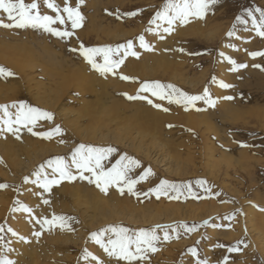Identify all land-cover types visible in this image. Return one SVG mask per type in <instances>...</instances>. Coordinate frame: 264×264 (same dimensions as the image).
Wrapping results in <instances>:
<instances>
[{"label":"bare ground","instance_id":"1","mask_svg":"<svg viewBox=\"0 0 264 264\" xmlns=\"http://www.w3.org/2000/svg\"><path fill=\"white\" fill-rule=\"evenodd\" d=\"M220 10L218 6L217 10H212L211 14L207 13L204 18H192L187 24L174 25L175 31L172 33H162V29L148 32L147 28L144 29L142 25L140 31L148 37L149 44L153 46L152 50L145 52L141 50L137 59L126 58L119 69L124 75L137 77L136 81H124L119 76L108 78L106 77L107 74L101 75L84 63H79V68L72 71L70 66L74 62L65 60L62 53L54 51L55 45L53 44L52 50H46V52L48 51L46 54L50 64L53 63L54 65L52 70H54V74H57V77L50 82L46 75L41 78L45 70L41 72V75L36 74L38 69L37 50L32 49L28 53L27 48L23 46L24 42L21 43L25 38H21V42L16 38H13L16 39L15 41L10 40L11 36H14L13 33L12 35L11 33L3 34L7 31L2 33L0 29V52H11L10 55L0 56V60L6 65H10L9 68L12 67L15 73L6 79L0 77V104L9 105L8 111L14 114L16 108L12 107L13 102H18L19 98L24 96L28 98L31 106L54 114L52 120L39 119L34 127L29 125L32 127V132H29L27 127L20 126L18 134L13 135L5 128L6 136L0 130V163H2L0 176H3V178L0 177V184L15 183L18 196H23L25 204L32 209L29 213L20 209L18 205L12 206L11 193L7 195L8 191L5 192L0 189V216L12 213V217L9 218L10 227H13L11 228L12 232L18 233V235H14L10 233L11 231H7L5 253L0 252V257L11 259L16 264H63L60 259L65 260L64 264H71L73 252L70 251L67 243H72L75 246L91 248L107 264H125L124 261L117 262L115 257L105 256L103 250L96 249L93 244L90 245L87 239V237L89 238V230L120 226L122 220L131 222L136 227H145L148 224L161 222V218H154V214L153 216L145 215L143 211L123 213L118 207L122 204L121 200L126 202L128 199L125 197L127 188L125 187L123 194H121L120 187L123 185L113 184L105 193L95 183L81 179L75 165H72V150L78 145H89V143L94 142L97 148L100 144L104 148L114 146L118 150V154H112L118 160L127 154V156L140 161V166L134 168L130 173L132 178L141 175L148 166L152 169L153 174L142 182L148 191L156 187L155 182L158 179V173L153 171L155 169L159 172L160 168L163 167L165 170L162 169L163 174L167 177L173 175L183 179L195 171L194 167L191 168L193 165L190 164L194 160L197 161L198 165L209 168L213 162L211 156L215 155L214 149L218 151L211 141L210 134H219V131L215 129V124H213L214 121L210 120L209 114H204L201 117L196 112V105L185 108L183 104L169 103L168 100H159L151 96L150 93H142V95H148L154 103H160L163 108L168 109V111H164L163 108L158 109L153 104H149L147 100H128L123 93L135 95L138 88L137 81L144 80L172 81L182 91H184L185 85L192 90H201L204 75L201 77L199 75L197 78L194 76V78L190 73L191 71L187 67L190 56L186 52L190 42L183 41V38H203L208 42L210 41V44H216V47L221 50H227L229 46L227 38L230 37L227 34L228 24L233 15ZM228 18L230 19L228 22L223 21ZM114 26L117 27H113L112 40H123L131 34H135L134 30L126 31L119 24ZM161 33L164 35V39H160ZM26 42L28 43L27 40ZM201 45L203 46V44ZM28 46L30 47V44ZM23 47L26 52L22 50ZM181 48L185 51L181 52ZM5 53H1V55ZM11 54L14 55L11 56ZM218 56H220L219 51ZM221 56V60L216 63V69L218 74L226 80L227 72L224 69L226 56ZM38 66L41 65L38 64ZM215 85L218 99L224 100L223 97H226L225 90L218 85V82ZM231 103L233 102L223 101V108L217 107L215 110L220 112V116L218 113L215 116L229 115L231 120L237 113L240 115L244 113V109L237 112V106ZM205 110L207 109L205 108ZM0 116H3V111H0ZM0 124H3L2 121ZM57 125H60L63 131L52 135L51 138L34 134L48 132ZM168 125H173V127ZM201 125L203 130H201ZM197 131L199 136H196ZM197 139L200 142H197ZM229 145L230 150H228H233V145ZM54 153H57L58 156L67 153L66 157H69L67 163L71 165V170L76 175V179L62 180L59 184L52 185L50 191H44L36 182L35 173L40 171L42 176L46 173L48 178H53V168L49 167L48 162L53 161L50 156ZM199 159L204 160L205 163L198 161ZM111 161L116 163L114 159ZM231 161H226L228 167ZM39 162L43 164L45 172L38 167ZM108 168L110 167L108 166ZM212 168H216V166L213 165ZM219 169H216L217 173ZM227 172L226 170L225 175H228ZM84 175L90 176L91 174L85 172ZM56 176L58 177V173ZM25 177H28L27 181H25ZM140 185H135V188ZM176 186L180 188L178 184ZM135 188L134 192L139 194H129L139 198L141 193ZM161 196L159 202L164 204L167 196ZM45 200L48 203H44ZM149 202L143 206L146 210L152 207ZM13 209L17 210L13 211ZM210 212L213 213L212 210ZM54 214L68 217V227L61 228L45 224L42 228L41 223H37L38 220L42 222L44 217L51 219ZM24 215H28L29 220L27 222L23 218ZM203 215L206 216L203 213L200 217ZM177 217L183 219L199 218L192 211L187 216ZM255 217V213L250 211L248 223L250 230L255 233V236L251 235L253 237L252 243L258 246L259 250L262 251L261 255L264 256V227L261 226L264 221H256L257 217L256 219ZM173 218L175 216H168L165 221ZM15 222L19 223L18 226ZM36 232H41V235L35 236L34 233ZM213 234H210L209 237L214 236ZM21 237L25 239H21ZM84 250L83 256L86 264H95L86 249Z\"/></svg>","mask_w":264,"mask_h":264},{"label":"rangeland","instance_id":"2","mask_svg":"<svg viewBox=\"0 0 264 264\" xmlns=\"http://www.w3.org/2000/svg\"><path fill=\"white\" fill-rule=\"evenodd\" d=\"M25 2L30 3L31 0H25ZM38 2L40 4L41 14L55 15V12L52 9L47 8L43 0H38ZM54 2L63 7L65 0H54ZM69 2L73 7L77 4V0H69ZM165 2L166 0H83V3L80 4V11L85 19L82 23V27L75 29V35L70 38L71 40L60 39L41 29H34L31 27H0V29L2 33L7 31L3 34L11 33L12 35L13 33L14 36H11L12 38H10V40L15 41L17 39L21 42V38H25L21 43L24 42L23 46L27 48L26 51L28 53L32 49L37 50L38 69L36 70V74L41 75V72L45 70L43 75H41V78L46 75V77L48 76L47 79L51 82L57 77V74H54V70H52L54 65L53 63L50 64V61L47 59L46 53L48 51L46 52V50H52L53 44L55 45L54 51L62 53L65 60L71 61V63L74 62L70 66L72 71L79 68V63H84L90 66L78 51L74 52L71 50L73 48L78 49L81 42H83L87 47L104 45L115 46L118 44H124L127 40L131 39L133 40L135 51H138L139 53L141 50L144 52L149 51L140 47V42L137 39V37L142 34L140 27L143 25L144 29L155 28L156 26L154 24H150L149 21L152 20L157 11L163 8ZM218 6L221 9L220 11H225L233 15L232 20L229 18L223 20L227 22L230 20L228 24V33L230 31L233 32V35L227 38V41H229L227 50H221L216 47V44H214V46L213 44H210V41L208 42L203 38H183V41L187 40V43L190 42L186 48V52L188 54L200 53L198 55L189 54L190 62L187 67L191 71L190 73L196 78L199 75V77L204 75L202 78L203 87L201 90H192L189 86L185 85L183 88L184 92H187L189 95H201L203 94L204 89L207 88L211 98L215 100L214 107L206 104L203 100L195 102L197 114L201 117L204 114H209L210 120H212V122L214 121L213 124H215V129L219 131V134H210L212 139L211 141L218 149V151L214 149L215 155L211 156L213 162L209 168H205L203 165H198L195 160L190 162V164L193 165L191 168L194 167L193 169H195V171L188 175L187 178L184 177L183 179L173 175L167 177L163 174V171H165L163 167L160 168L159 172L155 169L153 171L158 173V179L155 182L156 186L159 185L162 180H166L175 185L178 184L180 186V188L177 187L179 189V193L170 190L166 195L167 198H165L166 200L163 204L159 202L162 196L159 195L158 197L155 192L148 191L142 183L144 180H140L136 185H142L135 188L141 193L139 198H136L134 197L135 195H131L128 191H125V193H127L125 197L128 199L126 202H122L124 200H121L122 204L118 207L123 213L129 211H143L145 215L153 216L154 214V218H161V222L148 224L145 227H136L131 222L128 223L126 220H122L121 224H119L120 227L129 229L130 233H135L141 228L151 229L156 225H179L181 222L187 223L189 226L196 224L198 227L192 232H187L183 228H180L178 238L177 233L173 232L172 229L169 228L168 230L171 235V239L169 240H163V228L157 229V235L161 237V240L158 241L156 245L157 251L149 252L147 259L139 261L138 264H196L197 257H194L192 253L188 251L191 247H196L199 252V258H207L209 264H224L223 258L225 256L229 257L227 264H264V256L261 255L262 251L259 250L256 244L252 243V236H255V233L250 230L248 223L250 211L251 213H255V216L257 217V219L255 217L256 221H264V56L258 55L252 57L249 55L251 52H264V37L258 35L256 27L252 22L253 16H249L247 11L248 9H251L257 22H259L260 12L256 11V9H264V0H221L220 3L212 7L211 11L214 9L217 10ZM136 9H143V11L135 17H127L123 15L125 12L134 11ZM211 11L208 13L211 14ZM238 16L241 17V19L237 20ZM0 19H3L5 23L9 22L6 15L2 12L0 13ZM158 23L162 22L158 21ZM117 24L121 25L126 31L134 30L135 34H131L123 40H112L113 36L111 37V35H114V28L117 27L114 25ZM54 26H67L70 29V22L67 25ZM3 28L4 30L2 31ZM144 37L149 43L148 37ZM29 44L31 48L28 46ZM201 44H203V46ZM24 47L22 50L25 49ZM122 51L123 50H121V54ZM218 51L220 56L221 53H223L224 57L226 56L224 59V69L227 72L226 80L218 74V70L216 69V63L221 60L220 58L222 57L218 56ZM1 53L5 52H0V56L4 57L6 55H10L11 52L2 55ZM12 55L14 54H11V56ZM228 57H231L237 63L246 64L247 67L232 71L231 69L233 65L229 61ZM133 58L137 59L136 57ZM97 60L102 63L101 57H97ZM38 64L41 66H38ZM0 65L5 66L6 64L0 60ZM253 65H261V67H254ZM6 66L9 68L10 65L7 64ZM10 69H12V67ZM118 70L117 74L114 75L108 73L106 77L114 78L118 76L120 77L121 74L124 75L123 72L120 70L119 72ZM228 74H230V76H228ZM228 77L230 78L227 81ZM220 81L233 85L231 88L222 87L228 95L227 96L225 94V96L233 97V99H218V95L215 91V84L218 82V85H220ZM141 82L143 81H137V89H139ZM161 82L164 84H168L169 82L173 84L172 81L168 80ZM177 88L179 87L177 86ZM26 98L27 97L24 96L20 97L18 101H25L27 104L31 105L28 102V98ZM227 100L229 102H233L231 104L237 106V112L244 109V113L241 115L237 113L238 115L236 114L231 120L229 119V115L219 117L220 112L218 113L215 110H217V107L222 109V102ZM205 108L207 110H205ZM217 113L219 116H215ZM200 127L201 130H203L202 125ZM0 129H3L1 131L5 133L3 124H0ZM196 136H199L198 131ZM197 142H200V140L197 139ZM94 143H89V145L97 147ZM229 144L233 145L232 148H234L231 151H229ZM78 146H76L72 152ZM98 148L104 147L100 144ZM113 153L118 154V150L116 149ZM220 153L226 154L227 156L222 154L220 155ZM57 156V153H54L50 157L54 160ZM59 156L64 157L65 162H68L69 157H66L67 153H63ZM113 159L115 161L118 160L116 156L112 154L108 159L103 161L104 166L107 168L108 166L111 167L115 163L114 161H111ZM227 160H232L229 167L226 164ZM198 161L205 163L204 160L199 159ZM37 165L41 169V165L43 164L39 162ZM213 165H215L216 168H212ZM1 166L2 163H0V167ZM217 168H220L218 173L216 172ZM41 170L45 172L44 166ZM226 170L228 171V175H225ZM1 171L3 172V170ZM0 177L3 178V176ZM200 180H205L207 183L201 185L198 183ZM4 184H7L8 187L3 188L2 191H8L7 195L11 193L12 206H17L16 201H19L23 205H27L25 204V198L23 196H18L15 183L13 184L12 182L9 184L5 182ZM4 195L7 196L6 193H4ZM177 195H179V199L175 198ZM149 201L153 202L150 203ZM147 202L152 205L149 210H146V208L143 207ZM215 209L216 211H214ZM237 209L240 211H236ZM210 210H212L213 213H211ZM191 211L195 212L199 218L183 219L177 217L187 216ZM203 213L206 214V216L203 215V217H200ZM11 215L12 213H6L4 216H0V227L3 228V231H0V237H2V239H0V252L2 254L5 253L4 250L7 245V231L13 228L10 227L11 223L9 222V218L12 217ZM168 216H175V218L166 222L165 218ZM23 218L26 222L29 220L28 215H24ZM205 220L208 221L207 224L203 223ZM15 223L17 224L16 226H18L19 223ZM259 225H261L260 222ZM261 226L264 227V224ZM99 230H89V238L87 237V239L90 245L93 244L96 249L99 248L100 250H103L90 236L92 232H97ZM10 233L13 234L12 231ZM212 233H214V236L210 238L209 235ZM237 241H242V243L238 245L241 251L229 252L227 250L228 247L237 246ZM67 244L70 247V251L73 252V260L71 264H86L83 256L85 251L84 249H86V252L92 254L90 255L92 258L93 256H98L96 255V252H94L91 248L88 249L86 246H75L72 243ZM218 245H224V247H219ZM104 255L107 256L106 253H104ZM0 258H2V256ZM60 262L64 264L65 260L60 259ZM124 263L127 264L126 261H124ZM134 264H136V262H134Z\"/></svg>","mask_w":264,"mask_h":264},{"label":"snow or ice","instance_id":"3","mask_svg":"<svg viewBox=\"0 0 264 264\" xmlns=\"http://www.w3.org/2000/svg\"><path fill=\"white\" fill-rule=\"evenodd\" d=\"M47 8L52 9L55 15L41 14L40 4L38 0H31L30 3H26L25 0H0V12L6 15L9 22L5 23L3 19H0V27L5 28H34L41 29L45 32L50 33L60 39H70L75 35V29L82 27L84 16L80 11V4L83 0H77L75 7L71 6L69 0H65L63 7L57 5L54 0H43ZM221 0H166L163 8L155 13L150 24H154L155 28H148L147 31H157L162 29V33H172L175 31L174 25L187 24L190 18H204L205 15L211 11L212 7L220 3ZM143 9H136L134 11L125 12L123 15L127 17H135ZM248 15L253 16V25L256 27L259 36L264 37V9H256L260 12V20L257 22L251 9H248ZM66 14V15H65ZM241 17H237V20ZM158 21L162 23H158ZM70 22V29L54 25H67ZM160 34V39H164V35ZM229 36L233 35V32L228 33ZM137 39L140 42V47L152 50V45L149 44L143 34L139 35ZM133 40L129 39L124 44H118L115 46L104 45L96 47H87L83 42L80 43L79 48H73L72 51H78L80 55L89 63V65L98 71L101 75L108 73L117 74V70L121 65L124 64L125 59L129 56L139 58L140 53L134 50ZM121 50L122 54H121ZM181 52L185 50L180 49ZM200 54V53H189ZM223 55V53H221ZM250 56H264V52H251ZM97 57L102 58V63L98 62ZM229 61L233 65L232 71L239 68L247 67L244 63H237L231 57H228ZM254 67H261V65H253ZM15 73L12 69L7 68L4 65H0V77L8 78L13 76ZM120 78L126 81H136L138 78L129 75H120ZM221 87L231 88L233 85L220 81ZM142 93H150L151 96L158 98L159 100H168L169 103L183 104L185 108L194 107L195 102L203 100L210 106H215V100H213L209 94L207 88L204 89L201 95H189L187 92L177 88L175 84H164L159 80L143 81L140 83L139 89L135 95L123 93L128 100H147L149 104H153L154 107L160 109L163 105L160 103H154L153 100L149 99L148 95H142ZM223 99L231 100L233 97H223ZM12 107L16 108L14 114L8 111L9 105L0 104V111H3V116H0L4 128L12 132L13 135H17L20 126L27 127L29 132H32V127L35 126L37 120L47 119L52 120L54 114L50 111H46L37 107H33L27 104L25 101L13 102ZM164 111H168L167 108H163ZM29 125H32L30 127ZM173 127V125H168ZM3 130V129H0ZM63 131L60 125H57L54 129H50L48 132L34 133L35 135L51 138L54 134H59ZM191 131V129H189ZM63 142V141H61ZM247 146V145H242ZM116 149L109 146L107 148H97L91 145H79L72 153V165H75L78 170V174L81 179L88 180L89 183H95L98 188L103 192H107L109 186L123 185L120 187V192L123 194L124 188L126 187L129 193L139 194L134 192L135 185L140 181L147 179L149 175H152V169L147 168L145 171L135 179L129 176V173L136 167L140 166V161L127 156V154L120 157L110 168H105L103 161L108 159ZM49 167L53 168V178L49 179L45 173L43 176L40 171L35 173L37 181L40 187L44 191H50L51 186L59 184L62 180H75L76 175L71 170V165L65 162L64 157L57 156L53 161L48 162ZM43 165H41V169ZM90 173V176L84 175V173ZM58 173V177L56 174ZM28 177H25L27 181ZM201 185L206 184L207 181H198ZM7 184H0V189L7 188ZM175 191L179 193V189L173 183L162 180L159 185L155 188L150 189V192H155L159 195H167L169 191ZM179 199V195L175 197ZM20 209L31 212L32 209L27 205L21 204L16 201ZM44 203H48L47 200ZM17 209H13L16 211ZM236 211H240L237 209ZM68 217L63 215L56 216L55 214L51 219L44 217L42 222L40 220L37 223H41V227L45 224L49 226H59L61 228L68 227ZM207 224L208 221H203ZM215 226V225H214ZM198 226L193 224L189 226L187 223L181 222L179 225H156L151 229L141 228L135 233H130L129 229L120 226H109L108 228H101L97 232H92V239L100 245L104 253L108 257H115L117 262L126 261L127 264H138L139 261L147 259L149 252L157 251V242L161 240V237L157 235V229H164L163 240L171 239L169 228L173 232L177 233L179 237V229L183 228L187 232L195 231ZM0 231L3 228L0 227ZM9 231H13L9 229ZM14 235L18 233L13 232ZM35 236L39 237L41 232L34 233ZM2 239V237H0ZM21 239H25L21 237ZM242 241H237V246L228 247L229 252L241 251L238 246ZM224 247V245H218ZM194 257H197L196 264H209L207 258H199V252L196 247L188 249ZM88 255H92L88 253ZM229 257L223 258L224 264H227ZM95 264H107V262L98 256H93ZM0 264H16L15 261L7 258H0Z\"/></svg>","mask_w":264,"mask_h":264}]
</instances>
